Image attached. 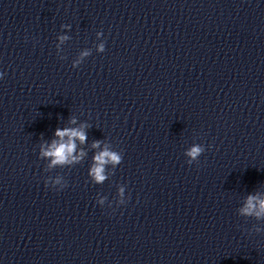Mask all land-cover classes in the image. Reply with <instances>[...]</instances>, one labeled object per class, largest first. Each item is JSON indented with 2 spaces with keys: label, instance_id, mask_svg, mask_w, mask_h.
Instances as JSON below:
<instances>
[{
  "label": "clouds",
  "instance_id": "9594fccd",
  "mask_svg": "<svg viewBox=\"0 0 264 264\" xmlns=\"http://www.w3.org/2000/svg\"><path fill=\"white\" fill-rule=\"evenodd\" d=\"M61 27L70 28V25H62ZM100 35H102V33L97 32V36ZM66 39H68V37L66 36L59 37L61 43H63V41ZM57 48H59V45H57ZM98 51H105V47L103 44L98 46ZM80 55L81 59H78L72 63L73 68H78L83 62V58L87 57L89 53L85 51ZM60 58L63 59V57ZM4 75L5 73L0 72V79H2ZM71 122L75 123L76 121L75 119H73ZM83 128L84 126H81L80 128H58L55 131V137H57L58 139H54L47 147H44L43 145L41 146L40 156L50 158L49 168L79 162V160L83 158V156L85 155L83 151H81L79 155H75L77 148L76 140H79L81 144H84L87 140V135ZM65 138L67 139L65 140ZM99 145V141H94L92 147L98 148ZM204 152V145H192L184 153V155L188 158L187 163L191 165L198 162L199 157ZM93 159L94 163L90 168L89 175L94 183L101 184L107 179L106 166L111 164L113 168L117 167L122 163L123 157L119 152L105 148L103 151L98 152ZM45 184H51L53 188H56V185H59L58 190L67 187V182L62 176H58L54 181L51 180V178H47L45 180ZM123 195L124 187H121L119 190V196L121 197V199L116 201L117 206L126 203V201L122 199ZM106 199V197H99L97 203L103 206ZM237 214L241 217H251L256 219L257 221H264V197H260L259 195H249L246 198L244 204L238 208ZM253 231L257 233L264 232V227L254 226Z\"/></svg>",
  "mask_w": 264,
  "mask_h": 264
}]
</instances>
